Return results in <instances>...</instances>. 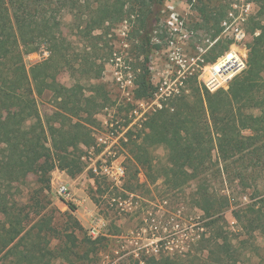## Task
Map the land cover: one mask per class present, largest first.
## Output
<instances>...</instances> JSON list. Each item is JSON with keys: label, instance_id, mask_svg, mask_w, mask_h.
Returning <instances> with one entry per match:
<instances>
[{"label": "rangeland", "instance_id": "374dc122", "mask_svg": "<svg viewBox=\"0 0 264 264\" xmlns=\"http://www.w3.org/2000/svg\"><path fill=\"white\" fill-rule=\"evenodd\" d=\"M99 1L56 2L52 12L58 24L55 36L62 43L60 50L65 58L50 72L51 80L63 88V92L59 98L50 91L39 96L34 93L44 124L58 112L63 101L70 99L75 104L77 115L72 117V122L81 123L91 140L87 146L79 144L76 149H70L81 171L70 177L65 171L55 168L47 175L49 189L40 173L28 172L18 181L5 185L3 192L9 204L21 208L22 215L28 214L30 225L37 219L34 215L37 211L48 214L52 217L51 226L56 233L70 232L68 215L76 219L81 226L74 233L79 245L77 252L80 255L87 252V264H142L143 260L159 255L175 258L178 264H201L198 258L205 259L209 249L205 241L209 234L202 227L206 220L196 201L200 202V194L207 193L217 201V206H221L223 217L211 232L228 237L239 250L240 262L237 264H264V236L260 232L247 235L233 216L249 203L253 189L264 191V174L256 172L251 162L244 160L246 180L241 185L235 178L236 171L241 170L238 167L241 162L225 165L218 160L214 150L205 175L173 188L157 177L161 167L170 165L172 151L169 147L150 148L154 167L151 171L136 166L130 151L134 142H140L147 120L163 110L172 112L174 100L195 102L199 97L194 93L196 88L201 93L205 90L210 93L219 91H210L205 86L209 65L229 52L237 53L247 61V45L259 32L252 33L259 19L257 4L247 0L253 4L245 23L247 39L233 44L219 37L229 0H164L158 9L151 7L145 31L138 25L140 18L129 11L128 4L116 12L111 7L117 0H107L109 5ZM116 5L120 6L119 2ZM50 17L48 10L42 8L30 21L32 24H47ZM145 32H149L150 38L145 66L152 90L150 95L138 98L136 81L145 58L142 53ZM47 50L48 42L36 52L25 55L26 68L48 58ZM118 77H121L120 82L116 80ZM230 83L220 90H227ZM156 94L158 101H155ZM129 98L132 102L127 100ZM141 101L146 110L145 118L140 122L141 126L129 125V115ZM241 111L258 114L257 108L244 107ZM108 113L114 121L120 122V126L123 124L127 128L125 141L119 143L126 168L121 188H115L107 179L87 171L82 160L93 146V133L100 130ZM8 114L11 117L13 110L0 109L2 119ZM203 120L208 122L206 113ZM242 135L248 136L250 132L244 131ZM47 145L50 147V142ZM4 159V153L0 152V162ZM58 183L66 184L71 194L69 199L58 195ZM2 220L0 217V222ZM91 226H97L95 237L90 234ZM51 239L50 250L61 247L58 239ZM88 240L93 243L88 245ZM5 262V258L0 257V264ZM48 262L77 264L61 258Z\"/></svg>", "mask_w": 264, "mask_h": 264}, {"label": "trees", "instance_id": "16d2710c", "mask_svg": "<svg viewBox=\"0 0 264 264\" xmlns=\"http://www.w3.org/2000/svg\"><path fill=\"white\" fill-rule=\"evenodd\" d=\"M251 1L259 8V19L252 33L259 32L247 45L246 69L232 80L227 90L214 93L205 90L201 93L196 88L194 93L199 97L195 102L176 99L172 102V112L163 110L152 115L145 124L140 142H134L130 150L136 166L151 171L154 167L150 148L169 147L172 151L170 165L161 167L157 177L173 188L205 175L214 150L218 160L225 165L241 162L238 166L241 170L236 171L235 176L241 185L246 180L245 159L251 162L256 172L264 174V0ZM56 2L60 0H0V109L13 110L11 117L10 114L4 119L0 117V152L5 155L4 161L0 162V217L3 219L0 222V257L5 258V264H51L48 261L57 258L87 264V252H84L85 256L77 252L79 245L74 233L81 226L76 219L68 215L70 232L56 233L51 226L52 217L37 211L34 214L37 219L30 225L28 214L22 215L21 208L9 204L3 192L5 185L18 181L28 172L40 173L48 189L47 175L55 168L65 171L70 177L75 176L81 167L78 160L73 159L70 149H76L79 144L87 146L91 142L86 128L79 122H72L77 109L70 99L63 101L58 112L45 124L37 110L34 93L39 96L50 91L59 98L63 92V88L51 80L50 72L65 58L60 50L62 43L55 36L58 24L52 12ZM99 2L109 5L107 0ZM118 2L121 7L116 5ZM163 2L117 0L111 8L117 12L128 4L129 11L136 13L140 18L138 25L145 31L151 7L158 9ZM42 8L50 13V21L32 24L30 20L34 13ZM148 35L149 32H145L142 39L145 58L136 81L138 98L150 95L152 90L145 66L150 50ZM47 42L48 58L26 68L24 56L36 52ZM244 107L257 108L258 114L243 113L241 108ZM205 113L208 122L203 120ZM244 131H249L250 135L243 136ZM200 199L196 203L206 220L202 227L209 234L205 241L209 249L205 259L199 257L198 262L237 264L240 262L239 250L228 237L211 232L216 222L223 219L221 206H217V201L207 193L200 194ZM233 216L247 235L260 232L264 236V191L253 189L249 203ZM51 238L58 239L61 245L55 251L48 248ZM86 243L91 245L93 242L88 240ZM177 262L175 258L159 255L143 260L142 264Z\"/></svg>", "mask_w": 264, "mask_h": 264}, {"label": "built area", "instance_id": "2783aa9c", "mask_svg": "<svg viewBox=\"0 0 264 264\" xmlns=\"http://www.w3.org/2000/svg\"><path fill=\"white\" fill-rule=\"evenodd\" d=\"M252 7L253 4L247 0H229L225 18L220 25L219 37L229 40L233 44L245 42L247 39L245 23L250 17ZM44 55L46 57L47 54ZM245 69L246 59L244 57L233 52L226 53L207 68L208 77L205 86L210 91L224 89L233 78ZM116 80L120 82L121 77L116 78ZM157 97L156 94L155 101H158ZM126 98H128V94H126ZM127 100L132 102V98ZM142 102L137 104L139 107L130 113L131 123L129 125L139 124L141 126L140 122L144 120L146 113L144 106L141 105ZM157 105L160 106L159 103ZM126 129L123 124L120 126V122L114 121L112 115L108 113L100 130H95L93 133V146L86 151L82 159L86 164L87 171L107 179L115 188H121L125 179L126 168L123 163L124 157L119 152V143L122 140L125 141ZM57 193L64 199L71 197L69 189L64 183L57 184ZM118 204L122 205L121 202ZM97 233V226H91L90 234L95 237Z\"/></svg>", "mask_w": 264, "mask_h": 264}, {"label": "bare ground", "instance_id": "6f19581e", "mask_svg": "<svg viewBox=\"0 0 264 264\" xmlns=\"http://www.w3.org/2000/svg\"><path fill=\"white\" fill-rule=\"evenodd\" d=\"M235 46V45H234ZM242 50V49H241ZM243 53V52H242ZM244 54V53H243Z\"/></svg>", "mask_w": 264, "mask_h": 264}]
</instances>
